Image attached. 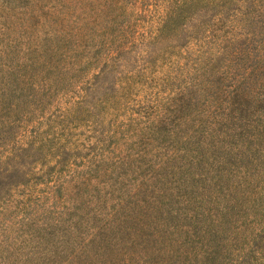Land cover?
<instances>
[{
  "label": "rangeland",
  "instance_id": "1",
  "mask_svg": "<svg viewBox=\"0 0 264 264\" xmlns=\"http://www.w3.org/2000/svg\"><path fill=\"white\" fill-rule=\"evenodd\" d=\"M0 264H264V0H0Z\"/></svg>",
  "mask_w": 264,
  "mask_h": 264
}]
</instances>
